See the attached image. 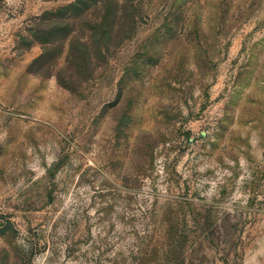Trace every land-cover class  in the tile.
Listing matches in <instances>:
<instances>
[{
  "label": "rangeland",
  "instance_id": "374dc122",
  "mask_svg": "<svg viewBox=\"0 0 264 264\" xmlns=\"http://www.w3.org/2000/svg\"><path fill=\"white\" fill-rule=\"evenodd\" d=\"M0 264H264V0H0Z\"/></svg>",
  "mask_w": 264,
  "mask_h": 264
}]
</instances>
